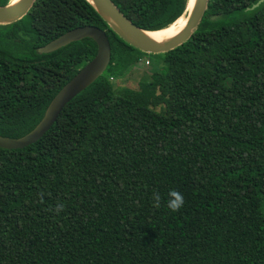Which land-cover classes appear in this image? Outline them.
I'll return each instance as SVG.
<instances>
[{
    "label": "trees",
    "instance_id": "obj_1",
    "mask_svg": "<svg viewBox=\"0 0 264 264\" xmlns=\"http://www.w3.org/2000/svg\"><path fill=\"white\" fill-rule=\"evenodd\" d=\"M258 1L210 0L192 37L152 54L159 67L122 92L115 79L143 52L88 0H36L0 25L4 137L32 131L97 52L91 39L49 54L40 47L83 26L105 30L112 46L105 74L38 142L0 148V264H264V3L247 11ZM112 2L139 28L160 31L189 0ZM161 67L170 114L153 103L167 91L150 75ZM171 190L184 198L176 212Z\"/></svg>",
    "mask_w": 264,
    "mask_h": 264
},
{
    "label": "water",
    "instance_id": "obj_2",
    "mask_svg": "<svg viewBox=\"0 0 264 264\" xmlns=\"http://www.w3.org/2000/svg\"><path fill=\"white\" fill-rule=\"evenodd\" d=\"M35 1L19 0L14 2L13 0L8 5L0 7V25L13 24L21 20L28 14ZM88 1L108 26L125 42L143 53L158 55L176 49L192 37L208 9L210 0H195L188 13L186 26L175 37L165 41H158L150 37L148 34L153 31L143 30L132 23L112 0ZM263 3L264 0H259L247 11L255 10ZM189 5L190 0L187 10ZM85 39H91L97 44L95 57L55 95L43 118L32 131L20 138L0 135V148L6 150L24 149L38 142L53 127L64 108L105 74L112 60V46L106 31L96 26H83L73 29L40 47L38 52L40 54L53 53Z\"/></svg>",
    "mask_w": 264,
    "mask_h": 264
},
{
    "label": "rangeland",
    "instance_id": "obj_3",
    "mask_svg": "<svg viewBox=\"0 0 264 264\" xmlns=\"http://www.w3.org/2000/svg\"><path fill=\"white\" fill-rule=\"evenodd\" d=\"M115 50L119 51V46H116ZM141 56H142V60L140 62L138 61L130 65L125 70V73L122 76H119L115 79V86L118 92H122L127 88H131V89L138 88L141 77H144V74L147 72L152 73L156 68L159 67L158 65L159 63L157 62L155 58L152 57V54L142 53ZM129 58L133 59L134 55H130ZM152 58H153V64L150 65V69H148L147 67L144 66L145 60L150 59L151 61ZM150 75H151V78L155 81V86L157 83V85H160V84L162 85L160 86L161 89L162 87L165 88L164 91H166L167 89V91L163 93L161 92V90L158 91V93L156 94L154 98V102H153L154 106L157 108V110L164 111L166 114H170L171 113V104H170L171 91L169 89V85L166 84L167 82L166 70L161 67V69L158 72L154 74H150Z\"/></svg>",
    "mask_w": 264,
    "mask_h": 264
},
{
    "label": "bare ground",
    "instance_id": "obj_4",
    "mask_svg": "<svg viewBox=\"0 0 264 264\" xmlns=\"http://www.w3.org/2000/svg\"><path fill=\"white\" fill-rule=\"evenodd\" d=\"M17 1L19 0H14V2H17ZM194 1L195 0H190V5H189L187 12L182 17H180L175 23H173L171 26L163 30H160V31L150 32V34L148 35L158 41H165V40L175 37L186 26L188 13L193 7Z\"/></svg>",
    "mask_w": 264,
    "mask_h": 264
},
{
    "label": "clouds",
    "instance_id": "obj_5",
    "mask_svg": "<svg viewBox=\"0 0 264 264\" xmlns=\"http://www.w3.org/2000/svg\"><path fill=\"white\" fill-rule=\"evenodd\" d=\"M168 197L169 199L167 201V207L171 211L176 212V211H179L183 207L184 198L181 193H179L176 190H171L168 193ZM160 200H161L160 195L158 193H154L153 195L154 207H157V208L160 207ZM63 208H64L63 203H58L55 209L57 214H59L63 210Z\"/></svg>",
    "mask_w": 264,
    "mask_h": 264
},
{
    "label": "built area",
    "instance_id": "obj_6",
    "mask_svg": "<svg viewBox=\"0 0 264 264\" xmlns=\"http://www.w3.org/2000/svg\"><path fill=\"white\" fill-rule=\"evenodd\" d=\"M145 64H146V65H149V61L147 60V61L145 62Z\"/></svg>",
    "mask_w": 264,
    "mask_h": 264
}]
</instances>
